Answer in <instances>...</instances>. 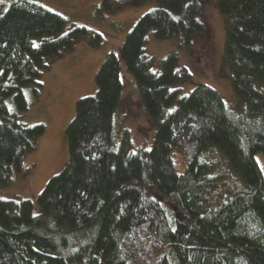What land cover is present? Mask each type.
Returning a JSON list of instances; mask_svg holds the SVG:
<instances>
[{"label":"trees","instance_id":"1","mask_svg":"<svg viewBox=\"0 0 264 264\" xmlns=\"http://www.w3.org/2000/svg\"><path fill=\"white\" fill-rule=\"evenodd\" d=\"M134 1L100 0L94 15ZM201 1L156 0L104 56L94 93L74 103L62 168L34 200L0 198V264H264V176L256 159L264 167V0H215L238 108L204 83L178 98L176 84L188 73L176 67V55L155 72L143 51L150 28L159 39L202 32ZM63 25L32 0L0 3V188L44 132L40 123L18 121L42 71L78 40L93 48L102 41L82 27L61 33ZM120 62L155 125L149 149L131 152L125 131L115 141ZM210 148L238 179L221 198L222 191L213 194L219 176L205 156Z\"/></svg>","mask_w":264,"mask_h":264},{"label":"rangeland","instance_id":"2","mask_svg":"<svg viewBox=\"0 0 264 264\" xmlns=\"http://www.w3.org/2000/svg\"><path fill=\"white\" fill-rule=\"evenodd\" d=\"M32 1L64 18L61 33L82 27L100 33L102 41L93 48L87 40L80 39L70 51L50 61L49 67L42 71L36 98L19 114L18 121L26 125L40 123L44 132L36 138L35 148L26 154L20 172L13 173L9 183L0 188L1 199L34 200L47 180L62 168L67 160L64 130L73 117L75 101L94 93V74L104 56L118 49L136 19L156 3V0H135L99 19L94 10L100 0ZM200 12L204 24L202 32L186 37L180 31L159 39L150 28L145 34L143 51L151 58V68L155 72L160 71L163 57L170 53L176 55V67H183L188 73L185 80L176 84L178 98L187 94L194 84L204 83L220 94L227 108H238L230 86V71L222 64L224 29L215 0L201 1ZM119 74L122 89L113 115L115 141L118 142L125 131L131 152L139 148L149 149L155 125L138 96L133 78L121 62ZM240 106L243 110L244 103ZM205 156L213 162V171L219 176L213 194L222 191L221 198L228 185H238V179L226 169L224 160L214 148L206 150ZM256 159L264 176L261 155L256 154Z\"/></svg>","mask_w":264,"mask_h":264},{"label":"snow or ice","instance_id":"3","mask_svg":"<svg viewBox=\"0 0 264 264\" xmlns=\"http://www.w3.org/2000/svg\"><path fill=\"white\" fill-rule=\"evenodd\" d=\"M4 2V0H0V3H3Z\"/></svg>","mask_w":264,"mask_h":264}]
</instances>
